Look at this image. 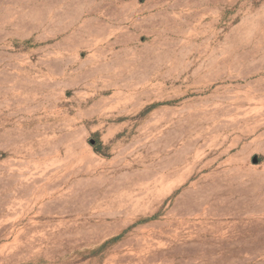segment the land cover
<instances>
[{"label": "rangeland", "instance_id": "374dc122", "mask_svg": "<svg viewBox=\"0 0 264 264\" xmlns=\"http://www.w3.org/2000/svg\"><path fill=\"white\" fill-rule=\"evenodd\" d=\"M0 264H264V0H0Z\"/></svg>", "mask_w": 264, "mask_h": 264}, {"label": "trees", "instance_id": "16d2710c", "mask_svg": "<svg viewBox=\"0 0 264 264\" xmlns=\"http://www.w3.org/2000/svg\"><path fill=\"white\" fill-rule=\"evenodd\" d=\"M119 239V237L118 238H116V239H114V241H116V240H118Z\"/></svg>", "mask_w": 264, "mask_h": 264}]
</instances>
